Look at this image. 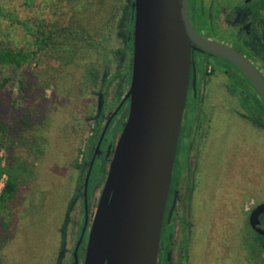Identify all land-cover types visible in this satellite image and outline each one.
<instances>
[{"label": "rangeland", "instance_id": "374dc122", "mask_svg": "<svg viewBox=\"0 0 264 264\" xmlns=\"http://www.w3.org/2000/svg\"><path fill=\"white\" fill-rule=\"evenodd\" d=\"M120 29L123 31V28ZM16 33L17 38L24 43L26 40L23 33L16 31L15 35ZM113 47H123L122 38L116 33L111 39V48ZM111 56L114 57L109 64L108 77H111V81L106 85L108 91L103 95L98 93L100 84L94 87L81 84V71L72 75L70 68L62 69L53 62L27 65L24 72L20 71L23 75L11 80L2 90L0 101L7 125L16 127L23 117H32L33 129L26 134L31 139L36 138L38 147L31 152L29 144L23 147L18 145L16 136L19 132L13 131L10 136L15 139V144L12 149H8L6 143L1 151L4 165L13 172L18 183L13 198L0 206V221L7 223H0V264L70 262L78 237L77 230L79 228L80 231L84 221V185L87 173L84 154L92 155L98 142L92 140L98 127L97 119L102 118L103 127L127 93L130 82L129 79L125 81L123 76L130 71L131 54L127 57L119 52ZM53 67L63 71L57 74L58 70L55 71ZM115 71H119L116 77L112 75ZM21 80L26 85L23 91L20 90ZM230 80L234 82L233 79ZM215 89L218 96L210 98V104H207L218 107L216 126L219 128L227 121L222 111L230 112L232 119L225 126L229 127L234 136L243 132L246 159L248 156H256L260 172L253 173L245 159L242 171L233 172V166L240 164H237L236 158H231V170L226 174L224 188L214 190L212 245L208 252L205 251V246L203 251L202 248L198 252L192 251L189 264H264V236L256 233L248 223L243 229L241 243L235 237L228 238L237 229L241 219L242 213L236 202L244 197L245 213L248 215L255 202L264 201V130L253 129L242 118L241 113L228 108L230 100L223 93L222 86H216ZM106 104L108 108L105 109ZM251 105L252 111H255L260 103L254 99ZM103 109L106 110L104 115ZM127 109L128 104L112 120L101 146V155L92 169L88 184L89 221H92L100 199L114 147L123 129L121 121L124 120ZM39 132H42L41 136L38 135ZM249 140L256 141V144L248 145ZM248 148H251V154ZM20 154L26 155L29 163H26L27 171L18 173L16 168ZM214 175L215 173H203V183ZM221 175L222 173L219 174ZM8 179L7 174L2 176L0 194ZM63 223L66 225L64 228ZM185 250L183 245L181 260L176 258L177 264H187ZM174 254L175 257L180 256L179 248H176Z\"/></svg>", "mask_w": 264, "mask_h": 264}, {"label": "water", "instance_id": "95a60500", "mask_svg": "<svg viewBox=\"0 0 264 264\" xmlns=\"http://www.w3.org/2000/svg\"><path fill=\"white\" fill-rule=\"evenodd\" d=\"M134 51L131 85L108 117L89 163L88 184L108 128L129 101V113L114 147L107 179L91 226L83 264H158L183 114L187 102L192 47L236 65L264 102V78L234 48L201 36L191 23L188 0H134ZM195 84V79H194ZM172 209L168 219L171 218ZM264 202L250 214L260 234Z\"/></svg>", "mask_w": 264, "mask_h": 264}, {"label": "flooded vegetation", "instance_id": "af4514ba", "mask_svg": "<svg viewBox=\"0 0 264 264\" xmlns=\"http://www.w3.org/2000/svg\"><path fill=\"white\" fill-rule=\"evenodd\" d=\"M188 10L191 23L201 36L234 48L244 55L264 78V0H188ZM132 12L134 14L133 7ZM133 14L132 17H134ZM131 37L130 71L123 76L125 81L128 79L130 81L128 90L133 69V34ZM216 86L224 88L223 93L230 100L228 108L241 113L242 118L253 129L264 130V102L246 75L229 60L192 47L188 96L162 228L158 264H177L176 258L181 260L183 245L186 248L187 264L192 251L198 252L200 248L203 251L205 246V251L208 252L213 242L214 190L224 188L226 174L228 175L231 170V158H236L237 164H240L233 166V172L242 171L244 159L253 173L260 172L256 156H248L246 159V148L242 142L243 132L234 136L229 127L225 126V123L232 119L230 112L222 111L227 121L223 122L219 128L216 126L218 107L207 104H210V98L218 96ZM254 99L260 103V106L252 111L251 103ZM127 104L128 109L125 111L124 120L121 121L122 128L128 118L129 101L122 106L124 108ZM117 107L118 105L115 109ZM255 144L256 141L249 140L248 145ZM248 149L251 154V148ZM203 173H215V175L203 183ZM220 173H222L221 176H219ZM241 190L244 191V189ZM260 203L262 202H255L247 215L244 197L236 202L237 208L242 213L241 219L237 229L231 232L228 238L235 237L236 241L241 243L246 223L258 233L250 224V214ZM97 206L92 221H89L88 211L87 227L78 249L79 264L84 262ZM172 207L171 218L168 219ZM85 222L84 212V221L80 231L79 228L77 230L78 237L70 262L67 264L75 263L74 253ZM259 227L264 229V213L260 215ZM260 235L264 236V234ZM176 248H179L180 252V256L177 257L174 254ZM61 260L60 258V263Z\"/></svg>", "mask_w": 264, "mask_h": 264}, {"label": "trees", "instance_id": "16d2710c", "mask_svg": "<svg viewBox=\"0 0 264 264\" xmlns=\"http://www.w3.org/2000/svg\"><path fill=\"white\" fill-rule=\"evenodd\" d=\"M131 3L132 0H0V94L11 80L23 75L27 65L53 62L62 69L70 68L72 75L81 71V84L92 87L100 84L98 93L103 95L111 81L108 77L109 64L114 60L111 54L123 52L127 57L131 54L134 30ZM16 31L23 33L24 43L17 38ZM115 33L122 38L123 47L120 49L111 48ZM52 69L58 70L57 74L63 71L55 67ZM118 73L115 71L112 75L116 77ZM23 80L21 91L26 86ZM104 106L108 108V104ZM31 118L23 117L17 129L15 125L8 126L0 101V180L4 174L9 178L0 194V206L13 198L18 183L13 172L4 165L1 151L6 143L8 149H12L15 139L10 133L13 131L19 132L16 136L18 145L29 144L31 152L37 150L36 138L31 139L26 134L33 129ZM97 122L98 127L92 135V140L96 142L105 125L101 126L100 117ZM41 134L38 133L39 136ZM92 155L84 154L87 170ZM26 163H29L26 155L20 154L16 171H27ZM0 223L7 224L4 221ZM63 224L64 228L66 225Z\"/></svg>", "mask_w": 264, "mask_h": 264}]
</instances>
